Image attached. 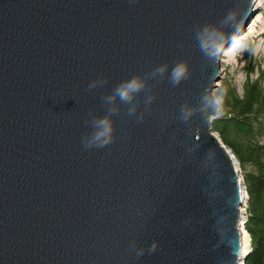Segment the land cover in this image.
<instances>
[{
	"label": "water",
	"instance_id": "water-1",
	"mask_svg": "<svg viewBox=\"0 0 264 264\" xmlns=\"http://www.w3.org/2000/svg\"><path fill=\"white\" fill-rule=\"evenodd\" d=\"M257 9L0 0V264H246V188L212 131L220 109L204 98ZM209 28L223 36L204 51L198 35ZM179 64L187 70L173 84ZM134 77L144 87L131 104L104 102ZM105 116L111 141L84 147Z\"/></svg>",
	"mask_w": 264,
	"mask_h": 264
},
{
	"label": "trees",
	"instance_id": "trees-1",
	"mask_svg": "<svg viewBox=\"0 0 264 264\" xmlns=\"http://www.w3.org/2000/svg\"><path fill=\"white\" fill-rule=\"evenodd\" d=\"M243 84L222 93L223 114L215 118L212 131L229 147L241 167H252L243 175L248 195L245 229L251 237L252 251L246 264H264V65H253ZM252 74L257 77L253 80Z\"/></svg>",
	"mask_w": 264,
	"mask_h": 264
},
{
	"label": "clouds",
	"instance_id": "clouds-1",
	"mask_svg": "<svg viewBox=\"0 0 264 264\" xmlns=\"http://www.w3.org/2000/svg\"><path fill=\"white\" fill-rule=\"evenodd\" d=\"M218 35L219 37L223 36V33H217L215 29H205L198 35V40L200 42L201 49L204 51L211 50L212 46V36ZM233 48L238 47V42L233 40L232 43ZM186 65L179 64L173 67L169 73L170 82L175 84L179 82V80L184 76L186 72ZM164 69L158 68L155 70V73H162ZM98 82H92L88 85V88H94ZM144 87V81L141 78L134 77L121 84L117 85L110 96L104 98V102L108 105H111L114 98L118 99L122 104H131L133 97L136 93L141 91ZM204 103L207 106H212L213 108H218L222 104V95L213 93L210 97L204 98ZM134 108L130 107L128 110V114L132 115L134 112ZM109 115L115 113V109H108ZM182 115L185 119L189 115L190 112H182ZM92 126L95 129L90 137L83 138L82 144L84 147H103L111 141V133H112V123L108 116L102 118H94L92 120Z\"/></svg>",
	"mask_w": 264,
	"mask_h": 264
},
{
	"label": "rangeland",
	"instance_id": "rangeland-1",
	"mask_svg": "<svg viewBox=\"0 0 264 264\" xmlns=\"http://www.w3.org/2000/svg\"><path fill=\"white\" fill-rule=\"evenodd\" d=\"M256 17L260 18L254 27L255 33L248 36L245 35V38H243L244 40L240 39L241 42H243V46L235 50L230 59L228 58L225 62L221 61V70L224 67L225 74L221 73L222 78L217 82V86L214 88L213 93L222 95V93H227L228 88H234L237 93L242 94L243 84L251 73V66L264 65V34L260 35V32L264 30V7L255 11L252 20ZM249 77L254 80L257 75L252 74ZM223 101L222 97V104L219 106L220 110L215 114V118L223 114V109L225 107ZM213 133L219 136L217 132L213 131ZM261 141L264 142V137L261 138ZM237 163L240 171L239 173H241L242 177L245 171L252 170L250 165L244 168L240 166L239 161H237Z\"/></svg>",
	"mask_w": 264,
	"mask_h": 264
},
{
	"label": "bare ground",
	"instance_id": "bare-ground-1",
	"mask_svg": "<svg viewBox=\"0 0 264 264\" xmlns=\"http://www.w3.org/2000/svg\"><path fill=\"white\" fill-rule=\"evenodd\" d=\"M256 2V5L259 7V9L263 8L264 7V0H255ZM254 16V15H253ZM253 18V17H252ZM252 18L250 19L249 21V24L246 28V30L243 32V35H242V38H245V35H251V34H254L255 33V29L254 27L256 26V22L259 21V18L260 17H256L252 20ZM246 32V34H245ZM264 34V30H262L260 32V35H263ZM244 36V37H243ZM243 46V42H241V40L238 42V47L237 48H233L232 46L230 48H228L227 50H225L222 54V59L221 61L222 62H225L228 58L230 59L231 56L233 55V52L239 48H241ZM221 73L222 74H225V68L223 67L222 70H221ZM216 114V113H215ZM215 114H213V116L215 117ZM215 119V118H214ZM213 123V122H212ZM216 135V134H215ZM217 136V135H216ZM219 137V136H218ZM220 138V137H219ZM234 155V154H233ZM235 156V155H234ZM236 159V157H235ZM237 159H236V166H237ZM238 168V166H237ZM238 171H239V168H238ZM240 172V171H239ZM240 175V180L242 182V185H244V181H243V177L241 175V173H239ZM242 192H243V196H244V205H243V209H242V217L245 219V217H247V213H246V209H247V199H248V195H247V192L245 191L244 187H242ZM246 206V208H245ZM244 223V222H242ZM241 231H242V244H243V249H242V256L246 255V253H248V251L250 250V247H251V241H250V237H249V233L246 231L244 225L241 226ZM242 264V262H241Z\"/></svg>",
	"mask_w": 264,
	"mask_h": 264
},
{
	"label": "built area",
	"instance_id": "built-area-1",
	"mask_svg": "<svg viewBox=\"0 0 264 264\" xmlns=\"http://www.w3.org/2000/svg\"><path fill=\"white\" fill-rule=\"evenodd\" d=\"M245 208H246V206H245ZM241 209H242V207H241Z\"/></svg>",
	"mask_w": 264,
	"mask_h": 264
}]
</instances>
